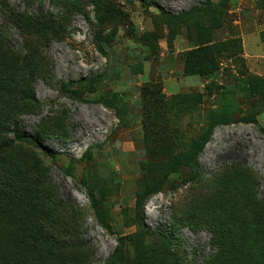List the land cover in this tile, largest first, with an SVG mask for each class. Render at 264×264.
<instances>
[{"label":"rangeland","instance_id":"374dc122","mask_svg":"<svg viewBox=\"0 0 264 264\" xmlns=\"http://www.w3.org/2000/svg\"><path fill=\"white\" fill-rule=\"evenodd\" d=\"M152 1L0 0V51L25 76L18 93L0 90V141L14 140L0 171L56 200L65 223L48 230L74 253L70 264H206L222 245L187 220L214 202L233 220L228 249L264 254L263 96L237 90V121L214 129L198 167L172 172L218 89L264 77L243 42L264 38V0ZM34 17L38 30L22 29ZM203 44L219 70L187 73L185 53ZM116 92L113 106L97 101ZM17 129L31 137L15 140ZM163 176L141 214L138 196Z\"/></svg>","mask_w":264,"mask_h":264},{"label":"trees","instance_id":"16d2710c","mask_svg":"<svg viewBox=\"0 0 264 264\" xmlns=\"http://www.w3.org/2000/svg\"><path fill=\"white\" fill-rule=\"evenodd\" d=\"M144 1L149 6L155 5L152 0ZM22 20L25 21V25L21 24L22 29L30 30V33L38 30L35 17L30 20L22 18ZM230 43L235 46L236 41L232 40ZM4 54L0 51V90L18 93L25 76L9 73L8 68L11 64L3 57ZM219 68L217 52L208 44L198 45L185 53V71L189 74L210 76ZM237 90L264 97V77L251 76L243 79L236 88L222 86L218 89L219 105L210 110L206 127L196 136L190 149L175 157L172 172L176 171L180 162L198 167L199 155L210 140L214 129L219 125H228L237 121L236 116L241 113ZM121 98L122 95L116 92L111 96L99 98L97 101L113 106ZM249 121L258 123L252 118H249ZM4 122L5 120L0 121V128L3 131L8 129ZM15 137V140H24L31 136L17 129ZM35 140L40 142L38 138ZM13 142L14 140H1L0 153ZM43 149L46 154L53 156L51 149L48 147H43ZM165 178L166 176H163L155 181L138 196L137 206L141 214L146 200L163 186ZM38 187L36 182L32 183L25 178H14L0 171V233L7 234L5 239H0V264H70L67 256L74 253L69 250L68 246L63 245L64 240L48 230L55 223H65L63 220H54L53 210L56 200L43 197ZM253 194L252 191L249 196ZM222 210L226 211L219 206L218 202L206 203L204 208L187 220L193 228H207L212 231L216 243L222 245V250L218 255L207 260L206 264H264V254L260 252L261 250L256 252L253 248H248L245 252L241 250L239 252L228 249L231 245L228 226L233 220H229L228 214L222 218Z\"/></svg>","mask_w":264,"mask_h":264},{"label":"crops","instance_id":"0c3cea01","mask_svg":"<svg viewBox=\"0 0 264 264\" xmlns=\"http://www.w3.org/2000/svg\"><path fill=\"white\" fill-rule=\"evenodd\" d=\"M245 57L253 71L264 75V38L253 33L243 36Z\"/></svg>","mask_w":264,"mask_h":264}]
</instances>
